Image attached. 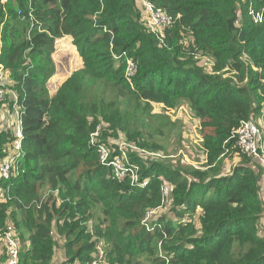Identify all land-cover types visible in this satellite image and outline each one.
<instances>
[{
	"label": "trees",
	"instance_id": "trees-1",
	"mask_svg": "<svg viewBox=\"0 0 264 264\" xmlns=\"http://www.w3.org/2000/svg\"><path fill=\"white\" fill-rule=\"evenodd\" d=\"M146 1L172 23L150 31L141 0H0V62L24 133L18 173L0 176V234L11 228L19 264H56L58 251L61 264H93L99 251L106 264H264V168L233 138L264 109V0ZM64 36L82 68L48 97ZM181 102L210 129L203 168L141 155L161 152L155 138L172 126L166 116L154 126L152 106ZM4 104L13 110L10 94ZM13 127H0V162ZM121 139L137 183L100 161L98 145L114 157Z\"/></svg>",
	"mask_w": 264,
	"mask_h": 264
},
{
	"label": "rangeland",
	"instance_id": "rangeland-1",
	"mask_svg": "<svg viewBox=\"0 0 264 264\" xmlns=\"http://www.w3.org/2000/svg\"><path fill=\"white\" fill-rule=\"evenodd\" d=\"M2 1L5 2L6 0ZM52 59L54 68L53 73L49 76L44 85L48 97H51L55 93L56 88L65 79L82 68V60L78 55L75 46L71 44L70 38L66 36L61 37L56 41L55 52L52 54ZM197 60L207 72L212 70L213 63L208 57L198 54ZM105 97L106 100L112 99L110 90L105 91ZM151 112L152 114L158 116L156 122H152L154 126L156 123L158 124L164 116H166L167 120L172 123V126L170 128H161L162 133L160 136L155 138V140L158 141L164 149H161V152L149 150L147 151L149 153H142V157L169 161L179 167H193L195 169L203 168V165L206 163V157L202 153L201 149L202 133L205 131L208 132L210 129L206 128L203 130V128H201V120L194 116L188 105L181 102L175 104L173 107L165 108L161 104H155L152 106ZM13 119L14 109L10 111L8 105L4 104V106L0 108V127H11ZM96 139L97 136H94V141H96ZM114 145L116 147V151H118V148L121 145L126 144L124 139H121L116 140ZM125 148L126 146H124V149ZM129 151V148L127 147V152ZM165 153H169L170 155L167 156ZM119 158L121 163L129 164V157L127 153L126 158ZM232 162L233 161L225 160L221 172H227ZM261 198L264 200V188L261 190ZM167 205L168 203H166L160 210L169 214V211H167ZM90 223L93 224L92 221H90ZM259 229L264 232V212L260 220ZM98 246L100 247L101 244ZM100 252L102 251H99V255ZM63 260L64 257L62 252L58 251L55 257L56 264H61V261Z\"/></svg>",
	"mask_w": 264,
	"mask_h": 264
},
{
	"label": "built area",
	"instance_id": "built-area-1",
	"mask_svg": "<svg viewBox=\"0 0 264 264\" xmlns=\"http://www.w3.org/2000/svg\"><path fill=\"white\" fill-rule=\"evenodd\" d=\"M142 6L146 13V23L150 31L156 32L172 23L170 15H168L164 10L154 7L150 2L146 0H141ZM261 14L258 12L254 15L255 21H261ZM57 41V40H56ZM55 41V44H56ZM2 45L0 41V46ZM127 63V77L130 78L135 73V65L131 59L126 60ZM9 70L0 62V100H4L6 94H10L13 99L14 104V119L11 122V132L14 136L12 141V149L8 151L4 160L0 162V176L7 178L13 172L18 173L19 167L22 165V159L24 157V151L22 149V139L24 137L21 114L18 112V107L16 106V95L13 91L5 88L8 85L9 80ZM98 132H95L92 137L97 136ZM233 138L235 139V145L243 152L248 155L253 156L258 159L262 167L264 168V111L261 115L256 118H249L241 120L239 126L233 133ZM92 142L94 140L92 139ZM125 145H121L118 148L119 155L111 157L110 149L104 144H99L97 147V152L100 157V161L103 164L112 166L115 175L123 178L126 173L129 172V177L132 183H137L138 175L136 173V168L128 166V163L123 164L120 162V158H126V151L124 149ZM142 185L144 183H141ZM163 198L166 200L168 197V187L164 185L162 188ZM0 241H2V248L5 251H19V241L11 232V228H8L6 232L0 234ZM9 264H14L11 260Z\"/></svg>",
	"mask_w": 264,
	"mask_h": 264
},
{
	"label": "bare ground",
	"instance_id": "bare-ground-1",
	"mask_svg": "<svg viewBox=\"0 0 264 264\" xmlns=\"http://www.w3.org/2000/svg\"><path fill=\"white\" fill-rule=\"evenodd\" d=\"M93 140H94V138H93ZM0 253H4V255H5V260L3 261L2 264H9V262L11 260L14 261V264H19V251H15L14 253H12L11 251H0ZM102 256H103V253L100 252V255L98 257V259H100V260L93 262V264H106L103 262Z\"/></svg>",
	"mask_w": 264,
	"mask_h": 264
},
{
	"label": "crops",
	"instance_id": "crops-1",
	"mask_svg": "<svg viewBox=\"0 0 264 264\" xmlns=\"http://www.w3.org/2000/svg\"><path fill=\"white\" fill-rule=\"evenodd\" d=\"M60 39V38H59Z\"/></svg>",
	"mask_w": 264,
	"mask_h": 264
}]
</instances>
